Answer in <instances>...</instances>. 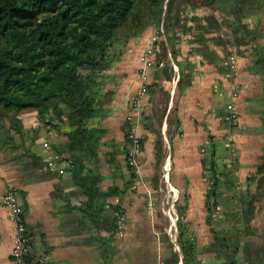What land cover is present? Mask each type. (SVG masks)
<instances>
[{
	"label": "trees",
	"instance_id": "trees-1",
	"mask_svg": "<svg viewBox=\"0 0 264 264\" xmlns=\"http://www.w3.org/2000/svg\"><path fill=\"white\" fill-rule=\"evenodd\" d=\"M201 6L210 11L199 15L195 10ZM262 15L264 0H0V153H6V158L11 160L30 158L35 166L33 174L40 177L42 174L37 171L41 169L42 156L33 148L39 137V124L26 128L23 113L34 111L40 125L65 128L66 141L54 145V149L67 160L65 169L71 174L73 184L86 195L81 209L96 229L107 231L108 236L100 239L104 255H109L110 238L115 235L123 209L119 202L109 205V212L104 207L108 197L122 198L134 183L136 173L127 171L122 186L113 184L102 189L98 185L102 176L98 149L106 129L96 126L95 121L105 109L103 71L119 59L130 39L151 25L162 33L156 41L152 67L163 64L165 75L172 78L176 74L173 59L179 66V90L190 82L193 69L187 59L183 63L177 61L180 36L189 35L198 44L189 53L200 51L213 61L217 58L215 52L202 50L207 40L218 45L232 44L234 52H241L240 47L246 46L252 57L248 70L255 72L263 83L261 97L253 101L254 107L250 109L258 114L259 129L264 132ZM184 66L188 71L183 72ZM152 86L148 83L147 91ZM226 105L223 118L230 130L235 131L238 122L225 118ZM237 116L239 119L238 112ZM129 130L127 127L128 144L123 148L125 164L130 147ZM227 136L220 144L214 135L208 134L202 145L200 160L207 183L205 221L214 237L213 246L204 248L215 250L223 264H252L244 257L242 235L251 234L253 201L260 195L259 187L253 191L251 183L264 185V146L261 162L242 181L235 170L236 155L219 156L221 151L232 150V140ZM155 148L159 157V137ZM232 162L236 168L230 167ZM57 191L59 188L53 194H59ZM174 206L181 257L175 248L161 264L179 261L202 264L195 235L184 219L185 198L182 201L178 196ZM218 212L224 225L212 223ZM30 251L37 260L39 256L33 245ZM261 258L258 251L257 259ZM250 260L253 261L251 257Z\"/></svg>",
	"mask_w": 264,
	"mask_h": 264
},
{
	"label": "crops",
	"instance_id": "crops-1",
	"mask_svg": "<svg viewBox=\"0 0 264 264\" xmlns=\"http://www.w3.org/2000/svg\"><path fill=\"white\" fill-rule=\"evenodd\" d=\"M155 33L156 27L151 25L130 39L119 59L103 71L105 109L101 118L95 121L96 126L106 129L98 149L102 174L98 185L102 189L113 184L122 186L127 176L123 148L128 144L125 132L130 124L126 117L132 114L131 99L139 87V55ZM190 39L189 35H182L177 44V61L183 63L187 59L193 68L190 82L185 83L181 90L174 76L165 75L163 64L148 70V82L153 86L141 97L139 113L134 115L135 130L142 142L137 154L136 177L121 199L110 196L104 207L109 212V205L119 202L125 218L123 235L110 238L111 253L104 255V244L100 239L108 236L107 231L96 229L81 209L86 195L73 184L71 174L65 169L66 159L59 162L64 168L62 173L40 169L37 174L42 176L37 177L33 174L35 166L30 158L11 160L6 158V153H0V264H15L11 259L13 223L1 200L2 194L9 189L16 191L22 204L30 246L37 250L41 264H154L155 261H146L147 255L143 250L147 243L145 234L149 230L144 226V219L149 217L151 225H155L156 200L162 201L163 197L171 199L169 185L176 196L185 198L184 219L188 226L205 227L207 183L200 160L202 145L208 134L214 135L220 144L223 137L232 136L239 147H236L240 156V169H237L241 176L247 174L246 166L254 168L258 159L256 155L261 152L260 143L264 142V132L259 129L258 114L250 106L261 93V87L258 75L248 70L249 53L239 54L237 74L234 79L228 78L219 59L221 46L212 40L204 44L203 51L215 52L217 58L213 61L200 51L189 53L192 46L198 45ZM171 60L178 72V64ZM183 68V72L188 71L187 67ZM236 82L242 86L235 92ZM227 103H233L239 115V128L235 131L230 130L223 118ZM30 112L34 111L26 113ZM27 120H23L26 127L39 124V137L33 147L39 155L42 154L39 139L46 127L51 129L53 145L66 141L65 128L56 130L50 125H40L35 115L29 118L28 123ZM158 137L161 139L159 157L155 148ZM164 166L168 169V180L162 176ZM56 188H59V194L54 195ZM147 191L151 192L156 205L149 214L144 206ZM151 228L155 234L152 237L161 245L159 228ZM118 254L136 261H129V258L116 261ZM256 264H264V261Z\"/></svg>",
	"mask_w": 264,
	"mask_h": 264
},
{
	"label": "rangeland",
	"instance_id": "rangeland-1",
	"mask_svg": "<svg viewBox=\"0 0 264 264\" xmlns=\"http://www.w3.org/2000/svg\"><path fill=\"white\" fill-rule=\"evenodd\" d=\"M195 11L199 15H203L205 13H208L210 10H208V8L201 6V7H198ZM260 19H264V15H262L260 17ZM223 31L224 30L222 29V32ZM156 33H157V28H156ZM158 34H159V32H158ZM149 43L147 44V46L149 45ZM220 46L222 48V51L220 54L221 57L219 59L221 60V63L223 64L222 56L226 53L227 45L221 44ZM146 47L144 48V50L146 49ZM246 48H247L246 46H241L240 47L241 52H238V51L235 52L237 57H239V54L241 55L242 53H249L250 54L249 50ZM251 59H252L251 55L248 56L249 62L251 61ZM237 67H238V64H237ZM236 74H237V71L229 78L234 79ZM258 83L260 85L259 87H261V90H262L263 83L261 82L260 78L258 80ZM240 86H242V84L240 82L235 83V87H234V89H236L235 92L240 90L239 89ZM261 93L257 96L256 99L261 97ZM251 107H254V103H251L250 108ZM33 116H34V112H30V113L24 112L23 113V119H26V118L28 119L27 123L29 121V118H31ZM237 122H238L237 126L239 128V119ZM28 129H30V128H28ZM227 137H228V140H232V142H231L232 147L230 145V148H232V150H229V152L228 151L227 152H219V156L221 158H223L226 154L230 155L231 153H233L234 154L233 156L236 155L235 157L237 158V163H238L237 168L240 169L239 168V160H238L240 158V156L238 157V153H237V149L239 147H237L236 141L232 136L231 137L227 136ZM225 144H224V146H225ZM260 144H261V149H260L261 152L258 155H256V157L258 158L256 163L261 162L260 156L263 152L264 142L260 143ZM236 147H237V149H236ZM231 161H232V159H231ZM248 161H250V160H248ZM232 166L234 168H236V166H234V163L230 165V167H232ZM251 166L250 165L246 166L248 171L246 170L247 174H245L244 176H241L238 169H235L237 172L239 180L242 179L244 181L245 176L250 173L249 171H252L255 168L254 167V168L250 169ZM241 177H243V178H241ZM256 184H257L256 181L251 183V188L253 191H256L257 187H259V190L257 192L260 191V195L257 196L256 199L253 201V212H252V216H251V220H250V227H249L251 234H243L242 235L243 241H244V257L246 258V261L249 260L252 264H256L257 261H264V185L263 186H261V185L256 186ZM177 197L178 196H176V199H177ZM179 197L182 201H184V198L182 195H180ZM153 202H154V205H153V208H154V206H156L155 205V199H153ZM174 202L175 201H172V198L170 199L168 197H163L162 201L160 199L158 201L156 200V203H157L156 208H158V211H156L155 225H151V219L149 217L144 219V221H145L144 226L149 227L148 232L145 234L147 236L146 249H143L147 255L146 261H155L154 264H161L162 259L164 257L169 256L175 248L179 251V255L181 257L180 249H179V246H178L177 241H176L177 211L175 209ZM144 206L146 208V200H145ZM168 210L172 214V219H170V217L167 215ZM147 213L149 214L148 211H147ZM220 213L221 212L214 214V216L212 218V223L216 226H221V225H224V223H225L224 220L221 219ZM151 226H153L154 229L159 228L158 230H159L160 238L159 237L158 238L161 239V241H160L161 245H159L157 243V241H159L158 239H154L152 237V235L155 236V234L152 232ZM188 227H189V229H191V231H193V233L195 235L196 246H197V249L199 250L198 256L203 259L202 264H223L221 258L217 257L215 250H209V249L204 248L206 246H213V243H214V237H213L212 233L210 232L209 225L207 223H205V227L202 228V227H197L195 225L189 224ZM258 251H260V255L262 257L261 259H257ZM239 253H241V252H239ZM250 257H251V259H253V261L250 260ZM128 258L130 259L129 261H136L135 258L131 260L130 257L123 256L122 254L116 255L115 260L116 261H122V260H126V259L128 260ZM148 264H153V262H148ZM178 264H182V263L179 261Z\"/></svg>",
	"mask_w": 264,
	"mask_h": 264
},
{
	"label": "built area",
	"instance_id": "built-area-1",
	"mask_svg": "<svg viewBox=\"0 0 264 264\" xmlns=\"http://www.w3.org/2000/svg\"><path fill=\"white\" fill-rule=\"evenodd\" d=\"M162 30V28H161ZM162 36V33H155L151 36L149 40V45L146 49L139 55V61L141 63L140 69L138 71L139 87L136 93L131 99V113L128 114L126 119L129 125V139L130 147L126 155V171H133L137 173L138 163L137 154L141 149L142 142L135 130V116L139 113L141 97L147 92L148 85V70L152 67L154 63V52L156 48V41ZM237 61L238 57L234 52V47L232 44H227L226 53L222 56L223 65L226 68V75L231 77L237 71ZM176 72L173 79L176 81L178 78V72L173 65ZM225 118L232 123H237L238 116L237 111L233 103H227L226 105V115ZM135 123V124H134ZM51 129L49 127L45 128V132L41 139H39L42 148V171H54L57 173H62L64 168L59 165L61 161V155L54 149V145L50 140ZM162 176L164 179L168 180V169L166 166L163 168ZM169 192L171 193L172 201L176 200L175 190L169 185ZM153 196L151 192L147 191L145 194L146 208L149 213L153 210ZM2 204L7 210L9 219L13 223V242L11 247V259L15 264H41L40 258L33 259L31 257V246L29 241V236L26 229V221L23 213L22 204L18 198L16 191L9 189L2 194ZM167 215L172 219V214L167 211ZM125 228V218L120 215L117 221V230L115 235L122 236Z\"/></svg>",
	"mask_w": 264,
	"mask_h": 264
}]
</instances>
